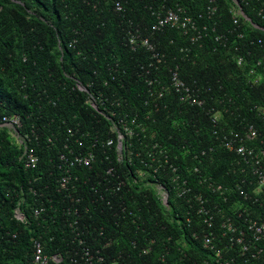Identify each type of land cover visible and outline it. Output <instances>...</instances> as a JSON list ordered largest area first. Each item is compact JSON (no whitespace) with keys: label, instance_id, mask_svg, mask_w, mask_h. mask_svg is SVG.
<instances>
[{"label":"trees","instance_id":"1","mask_svg":"<svg viewBox=\"0 0 264 264\" xmlns=\"http://www.w3.org/2000/svg\"><path fill=\"white\" fill-rule=\"evenodd\" d=\"M117 1L124 12L116 10ZM216 1L218 12L209 18V0H0V126L3 117L20 116L19 132L30 137V146L40 156L37 169L26 168L21 160L24 149L15 145L8 128L0 127V264H30L33 257L31 235L15 217L19 202L33 235L42 239L48 255H61L60 264H85L81 260L84 246L76 237L79 230L70 227L74 215L65 211L71 207V199L58 191L63 173L57 168L58 156L69 128L80 125L91 136L95 133L94 111L86 104L85 92L73 90V80L86 87L94 83L119 99L141 101L137 90L144 86L137 83L135 74L150 55L131 50L129 36L138 31L167 54L170 66L181 65L189 84L207 90L204 95L209 104L218 108L221 102L230 108L221 114L217 135L205 111L174 96L169 109L157 117L164 139L169 137V144L179 145L177 154L183 163L189 164L191 155L197 153L202 175L230 189L225 195L212 193L206 185H196L195 178L192 186L229 216L245 210L264 220V194L252 193V183L257 181L250 167L240 164L239 157L223 149L218 140L222 130L242 131L248 123L264 139V114L252 110L257 104L264 106V16L259 13L261 4L237 0L252 21L241 17L238 28L233 24L232 9L237 7L233 0ZM163 3L187 9L200 28L208 27L207 37L192 43L178 30L152 33L156 23L153 10ZM221 33L229 38L226 46L216 41ZM239 56L245 57L243 67L238 65ZM258 78L260 84L254 85ZM107 130L108 121L103 119L98 127L100 142L107 139ZM184 147L191 150L181 154ZM104 166L105 162L99 164L100 177ZM82 174L95 182V172L84 169ZM238 186L252 199L242 197ZM167 187L171 194L168 206L156 194L141 195L138 187L129 194L122 192L118 201L125 203V212L118 202L111 208L95 194L87 214L91 223L85 231L87 246L109 264H205V260L212 264V253L202 247L206 226L198 215L191 216L189 223L188 204L176 197L171 185ZM88 193L86 189L84 194ZM36 206L47 208L39 219L32 210ZM223 232L217 231L220 237ZM196 233L199 239L194 238ZM234 256L238 264H264V254L260 258Z\"/></svg>","mask_w":264,"mask_h":264},{"label":"built area","instance_id":"2","mask_svg":"<svg viewBox=\"0 0 264 264\" xmlns=\"http://www.w3.org/2000/svg\"><path fill=\"white\" fill-rule=\"evenodd\" d=\"M252 1L261 4L259 13L264 16V0ZM233 2L237 5L232 9L233 24L239 28L240 18L246 19V17L238 1L233 0ZM115 8L118 12L125 10L120 1L115 3ZM207 11L209 18L215 16L218 12L216 0H209ZM153 15L156 23L152 27V33H162L168 29L178 30L185 36H189L192 43L201 42L207 37L208 27L200 28L194 17L181 5L173 7L163 3L153 10ZM242 37L243 35H239V38ZM216 41L226 46L229 38L221 33L216 36ZM75 43H77L76 40L71 46ZM129 45L135 53L144 50L150 55L149 61L138 65L135 74L137 83L141 82L144 86V90H137L139 99H144L143 106L133 104L132 107L127 108L130 112L126 113V107L114 93H105L101 88H96L94 83L86 87L76 80L73 90L85 92L86 104L95 110L97 116L111 121L107 134L113 136L104 143V150L97 147L100 144L97 136L92 140L94 145L92 148L81 151L85 143L78 137L80 130H69L72 139L69 142L66 141L64 152L59 156L60 163H64L68 168L81 164L90 166L97 156L96 152L102 151L108 160L110 154L114 152L115 165L109 167L108 174L117 179L115 192L125 188L128 180L131 181L129 183L132 186H141L140 191L160 196L163 203L167 205L171 195L167 186L171 185L172 191L176 192V197L183 198L188 204V222H192L191 216L198 215L206 226L207 232L201 235L202 247L212 253V264H238L234 253L260 258L264 254V246H261L264 242V220L255 218L245 210L237 216H229L209 203L210 198L192 186L193 178L196 179V185L204 184L212 193L225 195L230 188L216 184L212 177L202 175L197 153L191 155V162L187 165L181 162L178 156L173 157L165 139L160 138L154 129L157 117L170 107L167 101L170 93L177 94L179 99L189 106L199 107L205 111L215 128V135L218 134L221 111L210 106L206 99L202 98L200 90L191 87L182 78L179 64L169 65L170 59L167 54H162L150 37L143 36L138 31L137 34L129 36ZM171 59L175 60V58ZM244 64L245 57L239 56L238 65ZM105 86H108V83H105ZM254 109L259 114H264V106L257 104ZM1 127H7L17 137L18 142L25 145L26 166L36 168L40 158L33 147H28V135L24 136L18 131L22 127L21 118L18 115L3 117ZM260 134L254 124L248 123L242 126V131L222 130V136L218 137L219 145L223 149L239 157L240 164L250 167L257 181V184L252 183L255 185L252 193L254 191L258 195L264 194V139H260ZM73 142L77 144L76 149L71 145ZM67 183L68 178H64L63 186ZM238 190L245 199H252V196L239 186ZM258 199L253 200L259 202ZM261 206L264 207V201L261 202ZM125 210L126 208H123L124 212ZM43 211L44 209H36L35 216L39 217ZM23 219L25 218L22 217ZM217 225L218 228L220 226V230H224L221 237L217 233L219 231L216 228ZM78 237H80L79 234ZM199 237L197 233L194 236L195 239ZM218 239L220 244L217 243ZM79 242L84 244L81 238ZM35 247L36 254L32 264H50V260L43 255L41 244L36 243ZM150 250L144 251V254L146 255ZM81 255L87 264H105L106 261L105 257L99 253L92 254L89 248H84ZM53 261L60 260L54 257ZM204 263L208 264V261L205 260Z\"/></svg>","mask_w":264,"mask_h":264},{"label":"clouds","instance_id":"3","mask_svg":"<svg viewBox=\"0 0 264 264\" xmlns=\"http://www.w3.org/2000/svg\"><path fill=\"white\" fill-rule=\"evenodd\" d=\"M246 19H247L248 22L252 23L251 19H249L248 17H246ZM174 58L176 59V57H174ZM180 67H181V65H180ZM241 67H243V66H241ZM180 73H181V68H180ZM252 74H254V73H252ZM181 76H182V74H181ZM182 78H183V76H182ZM256 80H258V82H256ZM256 80L253 81V84L254 85H259L260 84V81H261V78H258ZM73 81L75 82L76 80H73ZM81 84H83V83L81 82ZM189 85L191 87L198 88L200 90V92H201L202 98L206 99V101L208 102V98H206L205 95H204V93H207V90L203 91V89L201 87H199V85L197 83L189 84ZM173 96L175 98H180L177 94L170 93L169 96H168V99H167V101H168L169 104L171 103V101H170L171 99L170 98H173ZM119 100L126 107V111L125 112L126 113H129L130 110H128L127 108L132 107L133 104H138V105H140L142 107L143 106V100L144 99H141V101L140 100H136L133 103L130 102V101H128V100H126V99H119ZM230 102H232V101H230ZM182 103H184V102H182ZM184 104H186V103H184ZM208 104H209V102H208ZM220 104H221V105H219L220 107H218V108L216 107L217 110L221 111L222 114L223 113L230 112L229 106L224 105L221 102H220ZM186 105H188V104H186ZM209 105L212 106L211 104H209ZM193 108L200 109L199 107H193ZM252 110H255L254 109V106H253ZM93 111H94V116H95V123H94L93 130L92 131H94L95 133H93L92 136H91V132L87 131L85 128L80 127V125L76 129L75 128H69V130L73 129V131L80 130L79 133H78V137H80V140H82L84 137H90V139L87 140V142H84L82 140V142H84L85 145L80 149L81 151H86V150L89 149V147L92 148L94 146L92 140L95 139L97 136L99 137V142H100V139H101L100 134L101 133H100V131H98V127L103 122V119L107 120L104 117L97 116L95 110H93ZM107 121H108V129H109V126L111 125V121H109V120H107ZM154 127H155L154 129H156V131L160 135V138H164V136H165L164 135V130H163L164 128L162 127V123H161V121L158 120V118H157V122L154 124ZM69 130H68V136L69 137L67 139V142H69L72 139V136L69 133ZM9 132H10V135L12 136V138H14V140L17 141V143L15 145L19 146V148L24 149V154H25V145L20 144L18 142L17 137L13 135V133H12L11 130H9ZM106 133H108V130H107ZM112 136L113 135H107V139L105 141H101L100 144L97 145V147H99L102 150H104V148H105L104 143L110 137H112ZM28 139H29V141H28V147H32V146H30V140L31 139H30L29 136H28ZM169 139L170 138L167 137V139L165 141L168 144V146H169V148L171 150V153H172L173 157L178 156L179 159H180V156L177 154V150H178V146L179 145L178 146H175V145L169 144V142H168ZM71 145L75 149L77 148V144H75L74 142ZM185 147L182 148V149H180V152H182L181 154L187 153L188 150H186ZM33 148L36 151V148L35 147H33ZM62 152H64V148H63V151ZM36 153H37V151H36ZM24 154H23L21 160L24 162L25 167L28 168V169H37L38 166H39V164H40V159H39V163H38V165H37L36 168L27 167L26 166V162L24 161ZM60 154H59V156H60ZM96 154H97V156H95V160H94V162L90 166L81 164V165H77L75 167L68 168L67 165H65L64 163H60L59 156H58V163H57V168L63 172L62 175H61V177H60V179L58 180V191L60 193H63L64 194V198L65 199L66 198L67 199H71L72 205H71V207L68 208V210L66 209L65 211H66V213H69V212L70 213L71 212L73 213L74 216L72 218V222L70 224V227L73 228V229L79 230V232L77 233L76 237H77L78 241H79V238H81V239L84 240V244H81V245L84 246V248H89L87 246V241H86L87 233L85 231L88 229L89 225L91 224L90 221H89L90 218L88 217L87 214L90 212V210L94 206V195L95 194L98 195V198L100 200H102V201H105L107 203V205H109L111 208L113 207L114 202H118L119 203V208L120 209H123V208H126L125 207V203L123 201L122 202L121 201H118L119 200L118 197L121 196L122 192L126 191L129 194V191L132 188L135 189L137 187L136 185L132 186L129 183V181L127 180L126 187L123 188V189H121L120 191L115 192V183H116L117 179L115 177H113L112 175L108 174L109 167L112 166V165H115V159L113 158L115 153L113 152V153L110 154L111 156H110V159L109 160L107 159L106 155L103 154L102 151L101 152H96ZM37 155H38V153H37ZM39 158H40V156H39ZM103 162H105V166H104L105 168L103 170L104 171V176L100 177L99 170H101V168L99 167V164L100 163H103ZM119 168H121V166H119ZM84 169H87L90 172H95L96 178H95V182L94 183L92 182V177L91 176H87V175L82 174V170H84ZM64 178H68V183L65 186H63V184H62V180ZM85 187L89 191L88 194H84V192L86 191ZM139 187L141 188V186H139ZM139 187L136 188V191H138L141 195L142 194H144V195H149L150 194V192L147 194L146 192H143L142 190L140 191L139 190ZM33 193L35 195L37 194L36 191H34ZM77 193H80V194H79V196L75 197V195H77ZM253 193L258 196V194L255 193L254 191H253ZM168 204H169V201H168ZM168 204L166 206H168ZM21 205H22V202H19V206L15 210V217H16L17 220H19L20 222L23 223L24 229L27 230V231H29V233L31 235L32 249H33V257H32V260H31L30 264H32V261H34V258H35V254H36V247H35V245H36V243H40L41 244L42 249H43V255L50 260V264H60L62 262V260H63V257L61 255H58V254L48 255L45 252V246H44V243H43L42 239L40 237L39 238H36V236L33 235V230L31 228L30 223L27 221L26 216L24 215V213L21 210ZM36 209H44V211L41 213V215L39 217H36L35 216V210ZM32 210L34 211V217L36 219H39L40 217H42L43 214L46 213L47 208L45 206H38V207L36 206V207H33ZM22 217H24L25 219L22 220ZM80 229H83V230H80ZM78 234L80 235V237H78ZM84 248H82V252H83V249ZM91 253L94 254L92 251H91ZM94 255H97V253L94 254ZM82 256L83 255H81V260L85 263V261L82 259ZM54 257H56L60 261L59 262L53 261ZM161 259L163 261V257ZM85 264H87V263H85ZM105 264H109L107 259L105 261Z\"/></svg>","mask_w":264,"mask_h":264},{"label":"rangeland","instance_id":"4","mask_svg":"<svg viewBox=\"0 0 264 264\" xmlns=\"http://www.w3.org/2000/svg\"><path fill=\"white\" fill-rule=\"evenodd\" d=\"M13 141H14V143H15V144L17 143V141H16V140H14V138H13Z\"/></svg>","mask_w":264,"mask_h":264}]
</instances>
